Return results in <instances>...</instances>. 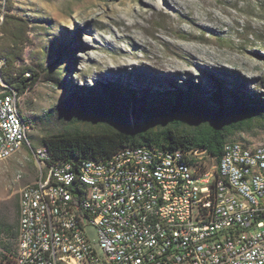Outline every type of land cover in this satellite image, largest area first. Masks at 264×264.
<instances>
[{
  "label": "built area",
  "instance_id": "1",
  "mask_svg": "<svg viewBox=\"0 0 264 264\" xmlns=\"http://www.w3.org/2000/svg\"><path fill=\"white\" fill-rule=\"evenodd\" d=\"M21 97L0 94V160L26 145L37 165L20 192L15 264H264V142L231 139L213 164L131 146L75 172L33 145Z\"/></svg>",
  "mask_w": 264,
  "mask_h": 264
},
{
  "label": "rangeland",
  "instance_id": "2",
  "mask_svg": "<svg viewBox=\"0 0 264 264\" xmlns=\"http://www.w3.org/2000/svg\"><path fill=\"white\" fill-rule=\"evenodd\" d=\"M7 9L30 21L19 62L42 73L21 97L22 112L34 123L35 147L48 134L120 126L109 118L97 125L99 113L84 93L99 82L139 90L192 80L211 88L221 76L246 91H264V0H7L6 6L0 0V21ZM6 43L0 37V49ZM128 107L125 120L143 123L138 104ZM233 139L264 142V132ZM36 178L28 146L0 160V260L3 229L16 223L21 189ZM88 233L97 239L94 226Z\"/></svg>",
  "mask_w": 264,
  "mask_h": 264
},
{
  "label": "trees",
  "instance_id": "3",
  "mask_svg": "<svg viewBox=\"0 0 264 264\" xmlns=\"http://www.w3.org/2000/svg\"><path fill=\"white\" fill-rule=\"evenodd\" d=\"M7 10L0 21V37L7 41L0 49V59H5L0 64V81L4 82L2 93L16 90L24 95L36 86L42 73L33 65L19 62L24 60L30 21ZM84 94L93 100V109L99 113L94 117L97 125L109 118L119 122L120 126L101 128L99 125L92 130L67 131L40 138V146L48 148L49 163L71 162L75 172H79V166L85 160L106 159L120 149L142 145L168 151H189L192 164L218 163L227 141L240 133L264 132V91H246L239 83L231 85L221 76H214L211 88L202 82L188 80L168 88L136 90L109 80L90 87ZM79 97L87 101L85 97ZM134 102L138 104L143 123L131 124L125 120L128 104ZM199 149L206 151L197 154ZM19 208L20 195L15 206L16 223L3 229L7 238L1 239V244L6 253L0 264H15Z\"/></svg>",
  "mask_w": 264,
  "mask_h": 264
},
{
  "label": "water",
  "instance_id": "4",
  "mask_svg": "<svg viewBox=\"0 0 264 264\" xmlns=\"http://www.w3.org/2000/svg\"><path fill=\"white\" fill-rule=\"evenodd\" d=\"M131 147V146H130ZM133 147V146H132ZM121 150V149H120ZM206 150L205 149H199V150H197V153H203V152H205Z\"/></svg>",
  "mask_w": 264,
  "mask_h": 264
},
{
  "label": "bare ground",
  "instance_id": "5",
  "mask_svg": "<svg viewBox=\"0 0 264 264\" xmlns=\"http://www.w3.org/2000/svg\"><path fill=\"white\" fill-rule=\"evenodd\" d=\"M155 1V0H154ZM196 16V15H195ZM206 20V19H205ZM263 20V19H262ZM230 21V20H229ZM188 23V22H187ZM212 29V28H211ZM98 40V39H97ZM158 53V52H157ZM162 53V52H161ZM145 60V59H144ZM182 67V66H181ZM186 68V67H185Z\"/></svg>",
  "mask_w": 264,
  "mask_h": 264
}]
</instances>
